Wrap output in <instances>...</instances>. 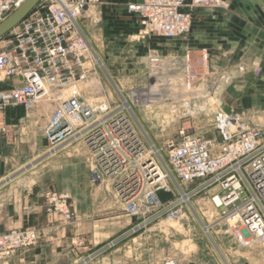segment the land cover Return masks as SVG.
I'll return each instance as SVG.
<instances>
[{"label": "rangeland", "instance_id": "obj_1", "mask_svg": "<svg viewBox=\"0 0 264 264\" xmlns=\"http://www.w3.org/2000/svg\"><path fill=\"white\" fill-rule=\"evenodd\" d=\"M122 2L123 0H117L116 5ZM113 4L107 3L102 11L91 8L84 15L83 26L101 66L96 65L95 75L76 84L65 95H75L89 105L108 101L112 108H121L141 137L146 150L155 154L159 151L158 159L168 183L174 186L166 144L177 141L181 132L205 138L216 136L213 121L218 111L240 114L250 125H264V109L245 105L244 92L241 90L235 89L228 93L233 83L244 78L227 77L222 70V61L213 63L208 53L207 61L204 62L205 53L191 52L190 75L196 78L191 83L190 91L183 92L188 78L181 59L188 49L180 54L168 52L166 55L158 51L161 46H169L173 41L155 35L145 36L141 32L139 18L127 11L129 3H125V12H122L126 16L115 15L114 7L111 6ZM134 18L138 22L137 29L130 25ZM189 34L177 40H185ZM151 38L155 41L154 46L148 44ZM154 51L162 53L164 57L163 66L156 73H152L146 63V58ZM258 77L254 76L250 80ZM153 87L162 96L157 105L150 104L146 107L144 98L139 101L132 97L133 93L148 94ZM123 99L131 106V111L122 108ZM55 106L56 102L52 100L35 104L29 111L22 107H8L15 109V118L26 116L33 123L22 124L9 135H1L6 142L5 164L12 168L22 166L23 169L21 173L6 174L0 182V231L30 228L39 232L47 227L66 229L71 244L78 238L73 247L82 242V247L90 249L84 256L94 257L86 264L97 263L99 249L102 257L112 255L115 260L113 264H131L130 262H137L144 257L148 264H160L168 258L186 264H264V243L247 248L240 247L211 202V196L217 189L214 186H205L202 181L185 187L187 191L195 193L189 203L184 205L182 218L173 221L157 219L145 229L132 233V229L142 219L127 214L124 199L117 193L121 176L117 178L99 171L101 178L93 177L91 169H100L83 138H71L51 145L45 136L44 128ZM143 132L147 133V138L156 147V151L146 139L144 141ZM72 142V145L66 147ZM77 144L86 154L89 176L85 187L79 185L72 189L74 218L66 223L60 213L49 212V209L54 210V206L45 198L47 191L70 193L65 167L57 173L59 177L56 183L59 186L53 182L40 187L37 186L36 179L45 174L44 170L38 172L43 165L68 161L81 154V149L77 146L73 150V146ZM46 158L48 159L45 160ZM20 174L21 179L14 182L15 175ZM101 179L103 181L100 183ZM122 235L123 239L118 243L115 241L113 248L105 247L108 242ZM94 236L95 239L102 238L106 241L94 247ZM42 238L52 241L58 237L48 235ZM135 241L137 248L132 249L129 245ZM23 250L13 253L3 264H13L14 257Z\"/></svg>", "mask_w": 264, "mask_h": 264}, {"label": "built area", "instance_id": "obj_2", "mask_svg": "<svg viewBox=\"0 0 264 264\" xmlns=\"http://www.w3.org/2000/svg\"><path fill=\"white\" fill-rule=\"evenodd\" d=\"M25 1L0 0V23ZM99 1L39 0L26 18L0 39V82H15L8 89H0V133L9 132L4 121L8 107L29 111L35 104L54 100L56 106L46 122L45 136L51 145L83 138L100 169H91L93 177L101 178L99 171L110 176L122 173L117 193L124 199L127 214L142 219L132 233L157 219L182 218L187 203L184 198L189 203L195 193L185 187L202 181L217 189L211 202L239 246L263 244L264 125H250L240 114L218 111L213 121L216 136L205 138L181 132L177 141L166 144L168 165L174 176L172 186L162 171L159 156L146 150L121 108H112L108 101L89 105L75 95H65L97 72V62L80 21ZM222 7L221 0H138L129 3L127 11L139 18L145 36L172 41L190 33L193 9ZM203 60L207 61L206 53ZM181 61L187 70L186 82L191 86L196 77L190 75L189 50ZM163 62V55L157 51L146 58L152 73L158 72ZM254 71L260 73V69ZM160 189L171 192L173 199L162 203L157 197ZM45 198L54 206L50 213H60L66 223L73 220L69 195L47 191ZM39 240L35 229L0 232V263ZM115 244L110 241L105 247L111 249ZM82 246V242L77 243V248ZM160 264L186 263L168 258Z\"/></svg>", "mask_w": 264, "mask_h": 264}, {"label": "crops", "instance_id": "obj_3", "mask_svg": "<svg viewBox=\"0 0 264 264\" xmlns=\"http://www.w3.org/2000/svg\"><path fill=\"white\" fill-rule=\"evenodd\" d=\"M117 0H100L94 4L92 8L94 11L105 10V5L109 2L114 3L115 15H123L125 12V3H131L138 0H123L121 4L116 5ZM224 3V7L211 9V8H195L192 11V26L189 36L182 41L172 40L173 42L169 46H161L160 50L165 55L169 52L172 54H180L184 50L188 49L190 53H208L210 60L217 64V61H222V70L227 77L239 76L244 80L233 83L232 87L228 89L230 94L235 89L244 92V104L264 109V0H221ZM108 7V5H107ZM85 17V16H84ZM84 19V18H83ZM83 19L80 21V25L88 40L91 49L93 51L91 40L83 26ZM132 28H138V22L134 18L130 24ZM148 44L155 45V41L151 38ZM162 54V53H161ZM163 55V54H162ZM260 69V73H255L254 70ZM254 76H259L256 80H250ZM14 81L0 82V89H8L14 85ZM247 95V96H246ZM4 121L8 126L9 132L22 124L33 123L31 118L26 116L14 117L15 109L8 108L5 112ZM22 129V128H21ZM0 133V182L3 180L6 174L22 172V166L16 168L6 165L5 163V151L4 147L6 142L2 139ZM74 142L67 144L69 147ZM78 149H81V154L76 155L74 159L68 161H56L43 165L39 171H43V175L37 177V186L44 187L48 184L58 182L57 173L61 171L64 166L66 171L65 178L69 187L67 191H57L60 194H67L73 201L71 194H74L72 190L76 186L85 187L88 182L89 169L87 167L86 154L83 153L82 147L77 144ZM70 149L69 152H71ZM45 154L42 153V155ZM46 158L45 160H47ZM44 168V169H43ZM31 170V169H30ZM63 171V169H62ZM22 175H15L14 182L21 179ZM103 180L101 179L100 183ZM56 192V191H55ZM6 232V231H0ZM66 229H59L54 227H47L40 230L39 242L29 248L19 252L15 257L13 264H82V261L86 258L84 256L87 247H73L77 239L70 243L67 236ZM56 235L58 238L52 241L44 240L43 236ZM124 235L113 241H121ZM106 239L93 238V245L96 247L98 244L105 242ZM116 245V244H115ZM132 249L136 247L135 243L129 245ZM83 250L84 252H82ZM96 264H113L115 262L112 259V255L102 257V253L98 255ZM146 257L136 261L130 262L131 264H148L145 260ZM4 262L0 263L3 264ZM201 263V262H197ZM194 264V263H192Z\"/></svg>", "mask_w": 264, "mask_h": 264}, {"label": "water", "instance_id": "obj_4", "mask_svg": "<svg viewBox=\"0 0 264 264\" xmlns=\"http://www.w3.org/2000/svg\"><path fill=\"white\" fill-rule=\"evenodd\" d=\"M38 2L39 0H26L20 8L2 21L0 23V39L16 28L33 11ZM157 197L162 203H166L173 199V194L160 189L157 191Z\"/></svg>", "mask_w": 264, "mask_h": 264}, {"label": "bare ground", "instance_id": "obj_5", "mask_svg": "<svg viewBox=\"0 0 264 264\" xmlns=\"http://www.w3.org/2000/svg\"><path fill=\"white\" fill-rule=\"evenodd\" d=\"M92 55H93V57L95 58V60H96V62H97V65L98 66H101L100 64V59L96 56V54L94 53V51H92ZM184 72H185V74H186V76H187V70H186V68H184ZM178 87H179V85H178ZM177 87V88H178ZM174 88H176V87H174ZM99 90H100V88H98ZM97 89V90H98ZM183 92H185V91H190V89H191V86L190 85H188L187 84V82H185V84H184V87H183ZM174 92H175V89H174ZM120 93V92H119ZM188 93V92H187ZM132 97L133 98H140V99H143L144 98V100H145V102H144V105L146 106V107H149V105L151 104V105H157V104H159V102L162 100V96L159 94V90L156 88V87H153L152 89H151V91L148 93V94H144V93H133L132 94ZM47 102V100L46 101H44L43 103H46ZM123 107H124V109H126L127 111H131V106L127 103V101L125 100V99H123ZM132 115V114H131ZM143 134H144V141L146 142V140L150 143V147L154 150V151H156L155 150V146L151 143V141L147 138V133L146 132H143ZM146 137V138H145ZM146 139V140H145ZM147 142V143H148ZM148 143V144H149ZM157 154V156H159V151L156 153ZM114 176H116L117 178H119L120 176H122V173H118V174H116V175H114ZM109 177V176H108ZM116 177H114V178H116ZM184 200L188 203V199H187V197H185L184 198ZM205 231H207L208 232V230L207 229H205Z\"/></svg>", "mask_w": 264, "mask_h": 264}]
</instances>
